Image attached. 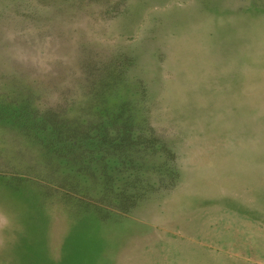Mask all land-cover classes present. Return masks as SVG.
<instances>
[{
    "label": "rangeland",
    "instance_id": "obj_1",
    "mask_svg": "<svg viewBox=\"0 0 264 264\" xmlns=\"http://www.w3.org/2000/svg\"><path fill=\"white\" fill-rule=\"evenodd\" d=\"M62 1L0 0V264H264V0Z\"/></svg>",
    "mask_w": 264,
    "mask_h": 264
},
{
    "label": "trees",
    "instance_id": "obj_2",
    "mask_svg": "<svg viewBox=\"0 0 264 264\" xmlns=\"http://www.w3.org/2000/svg\"><path fill=\"white\" fill-rule=\"evenodd\" d=\"M87 0H69V5L65 6L66 0H63L62 2L64 3V9L70 10V13H76L78 11V9L80 8V6H83V4H86ZM60 5V3H59ZM120 5H122L121 3H118V6L120 7ZM131 4H127V6L124 8V13L130 12L131 10ZM62 6V5H60ZM57 12L61 13V9L57 6L55 7ZM37 12V9L34 10ZM18 35V33H17ZM17 35L14 37L13 41L16 42L17 39ZM19 37V36H18ZM3 37L0 36V65L1 66H11L12 65V58L8 55L9 54V50L12 46V44L10 43V40H8L6 43L3 42ZM109 60L106 61H98V60H88L84 63L83 65V69L82 72L80 74V76H78L80 79H83L84 82H86L89 85V88H87L90 92H94L101 90L102 88H104V86L109 89V87L106 86V82L109 79V77L111 78V84L112 87L111 89L116 90L119 87V83L117 82V77H120V73H118L117 69H113V67L111 68L108 64ZM1 68V67H0ZM10 68V67H7ZM115 72H117V77L115 75ZM17 75H22L20 73H17V71H15ZM13 74V75H14ZM122 77V76H121ZM118 83V84H117ZM87 85V86H88ZM145 93V92H144ZM134 100L131 98H127L126 100L121 101V103H119V105L117 106V112H116V116L115 114L113 115V119H114V123L120 127L121 132H120V139H116V140H110V139H105L102 141V145H105L106 151L109 150L111 152H113L114 149H122L127 147L126 143H130L133 141H136L137 138L131 137V132L125 130L127 126H131L133 124V120L136 119V117L134 116L133 111L135 110V104H134ZM125 130V131H124ZM125 135H127V139L130 142H126L125 140ZM88 134H85L82 136L84 138H88ZM130 136V138L128 137ZM104 137V136H103ZM130 161H134L137 162L135 158L130 159ZM129 162V161H128ZM139 164V162H137ZM142 164V162H140ZM156 165V164H155ZM154 165V166H155ZM90 204H87L85 206H89ZM70 218H73V221L76 220V214L72 215V216H68Z\"/></svg>",
    "mask_w": 264,
    "mask_h": 264
}]
</instances>
